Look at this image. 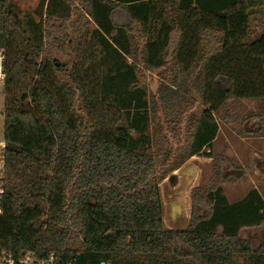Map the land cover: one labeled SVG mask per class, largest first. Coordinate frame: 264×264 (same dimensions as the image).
<instances>
[{
  "label": "trees",
  "instance_id": "trees-1",
  "mask_svg": "<svg viewBox=\"0 0 264 264\" xmlns=\"http://www.w3.org/2000/svg\"><path fill=\"white\" fill-rule=\"evenodd\" d=\"M16 1L0 0V255L264 264V238L240 236L264 223L256 187L229 201L213 159L182 228L163 224L160 190L186 159L211 156L222 107L264 102V0H37L26 11ZM188 83L205 105L197 111ZM48 222L58 227L39 241Z\"/></svg>",
  "mask_w": 264,
  "mask_h": 264
},
{
  "label": "rangeland",
  "instance_id": "rangeland-1",
  "mask_svg": "<svg viewBox=\"0 0 264 264\" xmlns=\"http://www.w3.org/2000/svg\"><path fill=\"white\" fill-rule=\"evenodd\" d=\"M16 4L23 11L32 10L37 0H17ZM116 20L122 22L124 16L117 15ZM146 75L149 94H156L160 81L157 72L147 71ZM187 85L191 86L189 83ZM190 92L194 100L191 110L197 111L205 106L195 87L191 86ZM2 105L3 99L0 94V138ZM216 118L219 130L212 142L211 156L201 154L191 156L171 172L174 175L171 180L167 176L160 184L163 224L166 227L182 228L187 225L192 205L191 189L208 181L213 159L220 165L221 184L229 201L239 199L251 187H256L264 199V102L231 101L222 107ZM206 210L207 207L203 204L200 208L201 213L204 214ZM57 227V224L48 222L45 236L39 241H49ZM240 236L250 240L253 246H257L264 238V223L256 227L242 228ZM92 264H95V261Z\"/></svg>",
  "mask_w": 264,
  "mask_h": 264
},
{
  "label": "built area",
  "instance_id": "built-area-1",
  "mask_svg": "<svg viewBox=\"0 0 264 264\" xmlns=\"http://www.w3.org/2000/svg\"><path fill=\"white\" fill-rule=\"evenodd\" d=\"M5 58L6 54L3 48L0 47V87L4 85L6 72H5ZM6 167V142L4 139L0 138V213H1V201L3 194L5 192L4 187V174ZM50 259L45 261H40V264H48ZM32 259L30 256L24 258H16L11 254H1L0 264H31Z\"/></svg>",
  "mask_w": 264,
  "mask_h": 264
},
{
  "label": "water",
  "instance_id": "water-1",
  "mask_svg": "<svg viewBox=\"0 0 264 264\" xmlns=\"http://www.w3.org/2000/svg\"><path fill=\"white\" fill-rule=\"evenodd\" d=\"M173 176H174L173 173L169 174L168 179H171ZM101 264H104V262H101Z\"/></svg>",
  "mask_w": 264,
  "mask_h": 264
},
{
  "label": "flooded vegetation",
  "instance_id": "flooded-vegetation-1",
  "mask_svg": "<svg viewBox=\"0 0 264 264\" xmlns=\"http://www.w3.org/2000/svg\"><path fill=\"white\" fill-rule=\"evenodd\" d=\"M172 178H173V177H172ZM172 178H171V179H172ZM171 179H170V180H171Z\"/></svg>",
  "mask_w": 264,
  "mask_h": 264
}]
</instances>
